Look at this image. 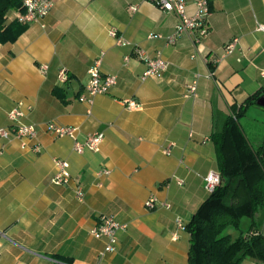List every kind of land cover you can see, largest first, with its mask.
Masks as SVG:
<instances>
[{
  "label": "crops",
  "instance_id": "0c3cea01",
  "mask_svg": "<svg viewBox=\"0 0 264 264\" xmlns=\"http://www.w3.org/2000/svg\"><path fill=\"white\" fill-rule=\"evenodd\" d=\"M210 12L201 42L182 36L167 44L178 19L148 0H54L45 18L0 45V127L9 125L8 112L21 103L22 121L38 130L25 150L16 140H0V264H55V257L70 264H187L189 235L177 222L185 226L209 195L204 178L217 171L212 135L233 106L259 91L264 96V30L258 28L264 26V0H210ZM110 29L131 45H117ZM235 39L234 51L225 53ZM134 46L150 57L161 54L167 63L161 77L142 79L146 66ZM97 60L101 74L116 76L117 83L92 104L81 102ZM61 70L65 83L58 79ZM196 76L194 96L188 87ZM128 99L142 109H126ZM48 122L78 127L79 141L94 133H103L104 141L98 152L78 154L72 139L45 131ZM262 139L264 126L255 146ZM54 159L68 162V185L52 184ZM103 169L110 174L98 177ZM150 196L157 198L153 211L144 207ZM101 215L127 225L116 251L104 257L106 240L90 234ZM257 223L264 235V212Z\"/></svg>",
  "mask_w": 264,
  "mask_h": 264
},
{
  "label": "trees",
  "instance_id": "16d2710c",
  "mask_svg": "<svg viewBox=\"0 0 264 264\" xmlns=\"http://www.w3.org/2000/svg\"><path fill=\"white\" fill-rule=\"evenodd\" d=\"M22 3L0 0V45L16 41L26 30L16 19L8 22ZM261 94L259 91L239 107L233 106L221 130L212 135L221 184L184 226L189 235L187 264L264 262V235L257 223L264 212V139L258 146L252 145L240 122L248 107H257ZM243 219L247 221L244 226ZM55 259V264H70V260Z\"/></svg>",
  "mask_w": 264,
  "mask_h": 264
},
{
  "label": "built area",
  "instance_id": "2783aa9c",
  "mask_svg": "<svg viewBox=\"0 0 264 264\" xmlns=\"http://www.w3.org/2000/svg\"><path fill=\"white\" fill-rule=\"evenodd\" d=\"M152 5L161 10L163 13H173L176 15L178 22L174 28L173 34L166 38L167 44H174L175 41L182 37L188 36L194 43H199L208 35V20L210 17V0H148ZM54 5V0H23L21 10L18 11L16 20L22 24H29L38 22L45 18ZM193 6V11H189V6ZM131 10H135L133 7ZM260 30H264V26L258 27ZM109 35L114 38L116 44L122 47L130 46L131 44L124 40L122 36L118 35L115 29L108 31ZM159 35H150L149 38H159ZM237 39L233 40L225 47V53H232L236 47ZM133 54L136 58H140L144 61L146 69L142 75V79L148 77H161L167 69V63L163 60L161 54L158 52L154 57L147 56L143 50L137 46L133 47ZM130 57H125V61H128ZM42 73H45L47 66L43 65L39 67ZM264 74V72H262ZM89 80L85 86V93L79 96V101L92 104L93 97L97 95L108 94L109 90L116 85L117 79L113 75H102L100 72V61L97 60L93 66L88 70ZM189 85L188 89L190 94L195 96L196 80ZM58 79L61 83H65L68 80V76L64 70H61L58 75ZM126 109L130 111H139L142 109V104L136 102L133 99L123 101ZM21 103L12 108L8 112L9 125L0 127V140L10 142L16 140L20 143V148L25 150L28 148L27 142L34 140L37 137L38 130L34 125L26 124L22 121L24 117V111ZM45 131L54 135L57 138H70L74 142V151L78 154H82L84 151L98 152L100 146L104 141L103 133H94L88 135L84 141H79L78 134L79 128L75 126H60L54 122H48L45 124ZM190 138H193V134H189ZM208 141V138H203L201 143ZM174 144L170 143L168 147L163 150L165 155H170L171 147ZM32 151L38 153L40 147L34 145L31 148ZM54 165L56 171L51 179L52 184L56 186L68 185L71 181V174L69 172L68 162L61 159H54ZM110 171L103 169L97 173L98 177L107 176ZM173 181L177 185H183V181L178 178H173ZM170 181L166 182L168 186ZM221 184V176L218 171H209L204 178V190L207 193H212ZM101 186V184H99ZM76 197L79 201L83 200V190L80 186L76 187ZM157 198L150 196L144 207L153 211L157 209ZM161 207L167 209L170 208L168 203H160ZM177 225L180 230H184V225L181 220H178ZM127 229V225L118 222L114 217L109 215H101L98 217L96 224L90 230V234L95 238H104L106 244L103 250L100 252V257H104L108 253L116 251L118 243V233Z\"/></svg>",
  "mask_w": 264,
  "mask_h": 264
},
{
  "label": "rangeland",
  "instance_id": "374dc122",
  "mask_svg": "<svg viewBox=\"0 0 264 264\" xmlns=\"http://www.w3.org/2000/svg\"><path fill=\"white\" fill-rule=\"evenodd\" d=\"M262 122H264V108L258 107L251 108L246 117L241 121L247 137L254 146L257 145L258 139L261 138L262 126H264ZM245 223H247V221L243 219V226Z\"/></svg>",
  "mask_w": 264,
  "mask_h": 264
},
{
  "label": "water",
  "instance_id": "95a60500",
  "mask_svg": "<svg viewBox=\"0 0 264 264\" xmlns=\"http://www.w3.org/2000/svg\"><path fill=\"white\" fill-rule=\"evenodd\" d=\"M256 106L258 108H264V96L260 97L257 101H256Z\"/></svg>",
  "mask_w": 264,
  "mask_h": 264
}]
</instances>
